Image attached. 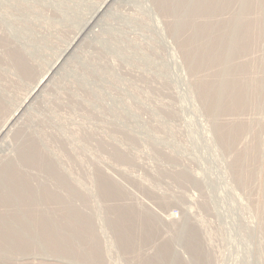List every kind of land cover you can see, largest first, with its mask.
<instances>
[{"label":"rangeland","instance_id":"rangeland-1","mask_svg":"<svg viewBox=\"0 0 264 264\" xmlns=\"http://www.w3.org/2000/svg\"><path fill=\"white\" fill-rule=\"evenodd\" d=\"M20 104L0 264H264V0H0Z\"/></svg>","mask_w":264,"mask_h":264},{"label":"bare ground","instance_id":"bare-ground-1","mask_svg":"<svg viewBox=\"0 0 264 264\" xmlns=\"http://www.w3.org/2000/svg\"><path fill=\"white\" fill-rule=\"evenodd\" d=\"M167 2V1H166ZM192 3V2H191ZM190 4V3H189ZM224 4V3H223ZM245 4V3H244ZM197 5V4H196ZM191 6V5H190ZM172 7V6H171ZM182 7V6H181ZM227 7V6H226ZM195 8V7H194ZM188 9V8H187ZM212 12V11H211ZM235 13V12H234ZM238 15V14H237ZM236 18V17H235ZM231 19V18H230ZM199 20V19H198ZM237 28V27H236ZM229 29V28H228ZM246 32V31H245ZM210 40V39H209ZM195 48V47H194ZM201 54V53H200ZM193 57V56H192ZM219 58V57H218ZM208 64V63H207ZM23 65V64H22ZM53 67H54V65L52 66V68L50 69L51 71H53L52 69H53ZM240 71V70H239ZM238 73V72H237ZM45 78V77H44ZM43 78V79H44ZM45 80V79H44ZM44 80H40V82L37 84V86L33 89L34 90V92L33 93H36V92H38L39 90H41V87L42 86H44L43 85V83H44ZM219 81V80H218ZM231 81V80H230ZM212 82V81H211ZM203 91V90H202ZM240 94V93H239ZM209 95V94H208ZM242 95V94H241ZM243 96V95H242ZM233 98H235V97H233ZM221 100V99H220ZM216 101V100H215ZM227 101V100H226ZM232 101V100H231ZM219 102V101H218ZM234 102V101H233ZM237 102H239V101H237ZM2 104V103H1ZM224 104V103H223ZM239 106H242L241 104H239ZM238 106V107H239ZM22 109H23V105L21 106V104H20V106L19 107H17L14 111H13V113L10 115V118H8V120L6 119V123H4L3 125H2V127H0V138L4 135V133H5V130L7 129V127L9 126V124H11L14 120H16V118L18 117V115L19 114H21L20 112L22 111ZM225 110V109H224ZM0 111H2V110H0ZM216 111H217V109H216ZM3 112V111H2ZM1 113V112H0ZM10 114V113H9ZM4 119V118H3ZM222 130V129H221ZM35 142V141H34ZM222 142V141H221ZM36 143V142H35ZM31 144V143H30ZM33 145H34V143H33ZM39 151V150H38ZM38 153V152H37ZM33 154H34V152H33ZM32 154V155H33ZM35 154H36V152H35ZM34 154V156H36ZM34 163V162H33ZM37 163V162H36ZM10 169V168H9ZM10 171V170H9ZM13 171V170H12ZM7 180V179H6ZM16 180V179H15ZM20 181V180H19ZM1 182H2V180H1ZM2 185V184H1ZM25 191V190H24ZM17 192V191H16ZM23 192V191H22ZM25 192H27V190L25 191ZM76 192V191H75ZM28 193V192H27ZM32 193V192H31ZM73 193V192H72ZM1 194V193H0ZM22 194V193H21ZM20 194V195H21ZM23 194H25L24 192H23ZM29 194V193H28ZM16 195V194H15ZM19 194H18V196H20ZM18 196H16L17 197V199L18 200H21L22 201V199H20V197H18ZM22 196V195H21ZM26 196V195H25ZM46 197V196H45ZM8 198V197H7ZM23 198H24V196H23ZM57 198V197H56ZM5 199V198H4ZM16 199V200H17ZM39 199V198H38ZM58 200V199H57ZM14 201V200H13ZM21 201H19V203L21 202ZM39 201V200H38ZM67 201V200H66ZM26 204V203H25ZM66 204V203H65ZM1 206V205H0ZM148 207V206H147ZM55 208V207H54ZM63 210V209H62ZM34 212V211H33ZM152 213V212H151ZM67 214V213H66ZM74 214V213H73ZM152 216H154V215H152ZM27 217V216H26ZM66 217V216H65ZM68 217V216H67ZM1 219V218H0ZM17 219H18V216H17ZM70 219V218H69ZM72 219V218H71ZM21 221V220H20ZM51 223V222H50ZM14 224V223H13ZM1 227V226H0ZM19 227V226H18ZM36 227V226H35ZM14 228V227H13ZM16 228V227H15ZM21 228V227H20ZM22 229V228H21ZM13 230V229H12ZM23 230V229H22ZM9 231V230H8ZM11 232V231H10ZM50 233V232H49ZM19 234V233H18ZM54 234V233H53ZM9 235V234H8ZM48 235V234H47ZM7 236V235H6ZM25 236V235H24ZM47 237V236H46ZM50 237V236H49ZM4 239V238H3ZM6 239V238H5ZM48 240V239H47ZM58 240V239H57ZM6 242V241H5ZM31 242V241H30ZM17 243V242H16ZM1 244V243H0ZM6 244V243H5ZM4 244V245H5ZM63 244V243H62ZM30 245V244H29ZM11 246V245H10ZM52 246V245H51ZM22 247H23V245H22ZM29 247V246H28ZM32 247V246H31ZM59 247V246H58ZM90 248V247H89ZM10 252V251H9ZM9 257V256H8Z\"/></svg>","mask_w":264,"mask_h":264}]
</instances>
